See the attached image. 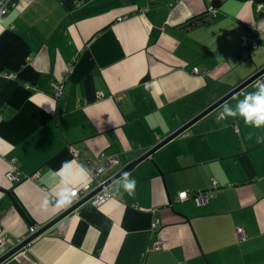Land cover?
I'll list each match as a JSON object with an SVG mask.
<instances>
[{
  "label": "crops",
  "instance_id": "crops-1",
  "mask_svg": "<svg viewBox=\"0 0 264 264\" xmlns=\"http://www.w3.org/2000/svg\"><path fill=\"white\" fill-rule=\"evenodd\" d=\"M11 1L0 13V186L37 230L64 211L43 201L63 187L65 162L72 188L81 166L91 181L87 160L101 152L121 170L264 66L254 0ZM249 32L253 47L241 44ZM253 91L124 172L134 196L116 193L121 174L100 205L84 201L0 264H264V128L220 118ZM30 226L0 191V256Z\"/></svg>",
  "mask_w": 264,
  "mask_h": 264
},
{
  "label": "built area",
  "instance_id": "built-area-1",
  "mask_svg": "<svg viewBox=\"0 0 264 264\" xmlns=\"http://www.w3.org/2000/svg\"><path fill=\"white\" fill-rule=\"evenodd\" d=\"M208 1L212 2L213 0H208ZM11 2H12L11 0H0V13L6 11L7 7L11 4ZM208 8L210 10H213L212 6H209ZM256 9L258 11L264 13V7H263L262 3H258L256 5ZM256 42H257V36L250 33V32L248 34H246V36H243L241 38V44L242 45H247V46L253 47L256 45ZM193 69H194V71L197 70V68H195V67ZM10 75H12V74H10ZM257 82L264 83V73L255 77L250 82V84L252 86H255L257 84ZM108 156L109 157L104 156V153L101 152L95 158L87 160V167H88L89 175L91 177V181L88 184L87 188H83L82 185L79 187H73L72 188L74 192L78 193L75 196L74 202L72 203V205L75 204L76 202H78L79 200L85 198L89 193H92V192L93 193L86 200L90 201L93 205H96V206L100 205L102 202H104L107 198H109L112 195V189H111L112 182L110 181V179L117 173V171H119L117 169L113 170L112 167L117 165L119 163V160L116 156H110V155H108ZM100 169H103V174H98V170H100ZM35 174H36V172L34 173V175ZM5 177H6L7 181L13 182V180L16 178V174L14 172V169L10 168L5 173ZM210 194H211L210 190L207 189V190L200 191L195 195L193 194L192 197L195 199L196 203L201 204L205 200H207V198L210 196ZM178 198L180 200H184V199L188 198V192L186 190H180L178 192ZM67 208H64V210ZM36 230H37V227L35 225H33V226L31 225L29 227L28 232L26 234H24L18 240L17 243L24 240L26 237H28L30 234L34 233ZM5 240H6L5 233L0 228V245H3ZM14 255H12V256H14Z\"/></svg>",
  "mask_w": 264,
  "mask_h": 264
},
{
  "label": "clouds",
  "instance_id": "clouds-1",
  "mask_svg": "<svg viewBox=\"0 0 264 264\" xmlns=\"http://www.w3.org/2000/svg\"><path fill=\"white\" fill-rule=\"evenodd\" d=\"M221 119L242 118L246 125L261 129L264 128V83L257 82L255 91L244 94L243 99L237 101L235 106L229 104L222 105ZM70 165L65 162L61 168L60 183L63 185L58 192L50 193L43 201V207L47 208L50 204L57 208L64 209L70 207L78 194L73 191L71 178L65 176L64 170L69 169ZM98 174H103V169L98 170ZM81 184L87 188L90 181L86 177V169L81 166L79 169ZM137 181L130 177V174H123L117 181L115 189L117 194H121V189L128 196H134Z\"/></svg>",
  "mask_w": 264,
  "mask_h": 264
},
{
  "label": "water",
  "instance_id": "water-1",
  "mask_svg": "<svg viewBox=\"0 0 264 264\" xmlns=\"http://www.w3.org/2000/svg\"><path fill=\"white\" fill-rule=\"evenodd\" d=\"M257 3H262L264 2V0H254ZM264 73V66L259 69L257 72H255L254 74H252L251 76H249L248 78H246L245 80H243L240 84H238L237 86L233 87L228 93L224 94L223 96H221L219 99H217L215 102H213L212 104H210L207 108H205L204 110H202L200 113L196 114L195 116H193L191 119H189L185 124H183L181 127L177 128L176 130H174L173 132H171L167 137H165L164 139L160 140L159 142H157L154 146H152L151 148H149L148 150H146L145 152H143L141 155H139L136 159L132 160L131 162H129L126 166H124L121 170H119V172H117V174H115L110 181L113 182V180H115L118 176H120L121 174H123L124 172L128 171L132 166H134L136 163H138L139 161L146 159L147 157H150L152 155V153L157 150L159 147H161L164 143H166L169 139H171L172 137L180 134L181 132H183L192 122H194L196 119H198L199 117H201L202 115L206 114L207 112L211 111L213 108H215L220 102H222L225 98H227L229 95L233 94L234 92H236L237 90L241 89L242 87L250 84V82L257 77L258 75ZM153 162V160L151 161ZM153 165L155 166V168L157 170H159L158 166L156 164L153 163ZM0 191L5 193L8 198L11 200L13 206L16 208V210L19 212V214H21L25 220L31 224L32 226L35 225L34 222L32 220H30L29 218H27V214L25 212V210H23V208L20 206L19 201L17 200V198L15 197L14 193L12 192L11 189H7V188H3L0 186ZM93 193V192H92ZM89 193L85 198L79 200L78 202H76L75 204H73L72 206L68 207L67 209H65L62 213H60L57 217H55L54 219L50 220L47 224H44L42 227H40L38 230H36L34 233L30 234L28 237H26L24 240H22L21 242L17 243L16 245H14L13 247H11L9 250H7L5 253H3L0 256V263H2L3 261H5L6 259H8L9 257H11L12 255H14L15 253H17L20 249H22L24 246H26L27 244H29V242L35 238L37 235L41 234L43 231H45L46 229H48L52 224H54L56 221H58L59 219H61L62 217H64L65 215H67L68 213L72 212L77 206H79L81 203H83L84 201H86V199L92 194Z\"/></svg>",
  "mask_w": 264,
  "mask_h": 264
}]
</instances>
